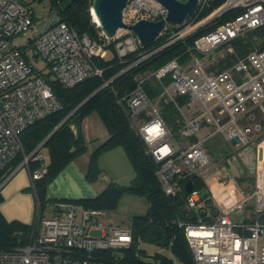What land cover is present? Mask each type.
<instances>
[{
  "label": "built area",
  "instance_id": "built-area-1",
  "mask_svg": "<svg viewBox=\"0 0 264 264\" xmlns=\"http://www.w3.org/2000/svg\"><path fill=\"white\" fill-rule=\"evenodd\" d=\"M215 1L199 0L193 16L180 26L165 24L161 35L168 33L169 38L164 47L207 31L190 49L194 51L191 60L182 63L173 59L140 78L127 96L126 105L122 101L119 104L125 106L131 126H136L137 135L155 163V174L166 196L181 194L192 177H206L211 160L205 143L210 138L221 136L230 144L238 139L234 146L238 148L256 143L253 192L245 195L241 191V200L215 219L207 221L203 216L196 223L180 226L184 227L194 264H264V246L260 245L264 241V49L256 48L229 66H220L221 60L235 53L233 41L264 28V0H226L207 14ZM235 11L241 13L226 23L216 24L225 14ZM167 13L162 5L153 6L150 0H130L124 10V23L132 26L140 20H165ZM126 31L130 35L115 46L120 59L142 47L138 38ZM28 33H32L29 46H18L14 39ZM122 36L117 35L113 41ZM108 41L102 32L98 40L79 34L57 11L38 22L20 0H0V192L9 178L2 172L24 152L22 132L46 115L63 110L47 77L34 69L27 48L44 61L52 80L73 88L87 79L103 76L104 70L95 59L107 58ZM217 49H221L220 54L224 52L220 59L215 58ZM159 50L140 53L131 67ZM168 77L171 82L163 87L160 97L180 113L175 118L180 137L186 142L179 150L171 144L170 127L144 87L151 79L163 83ZM178 98H185L188 108L200 104L202 114L187 118ZM205 127L209 134L203 139L200 133ZM42 147L41 144L30 155L25 154L20 166L28 171L33 188L48 173ZM33 163L39 166L32 171ZM199 203L194 187L186 198L187 210H195ZM250 204L254 206L253 216L243 213ZM54 207L57 213L40 221L26 245L0 251V264H100L96 252L123 250L132 244V230L110 224L104 219L105 211L89 210L69 201H56ZM235 212H242L237 221L233 219ZM93 232L101 234L93 236Z\"/></svg>",
  "mask_w": 264,
  "mask_h": 264
},
{
  "label": "trees",
  "instance_id": "trees-1",
  "mask_svg": "<svg viewBox=\"0 0 264 264\" xmlns=\"http://www.w3.org/2000/svg\"><path fill=\"white\" fill-rule=\"evenodd\" d=\"M93 1L49 0L51 12L57 11L62 20L79 34L86 33L92 40H98L101 36V30L92 21L90 9L93 7ZM225 1L216 0L207 14L219 8ZM240 13L241 11L227 13L216 21V24L226 23ZM205 32L207 31L196 32L183 40L164 47L169 38L167 33L161 35L149 47H140L138 52L128 54L124 59H120L114 50L119 41L125 40L127 37L125 35L116 41L107 42L106 49L114 53L112 58L95 59L96 65L104 70L102 77L87 79L73 88H65L47 77V82L54 94L63 104V110L37 120L21 134V142L26 155H30L43 143V147L47 148L49 153L48 173L44 178L36 181L33 190L31 189L38 201L35 222L32 225H25L17 221L8 222L0 212V251H10L26 245L30 234L43 219L44 209H51L53 216L57 213L54 207L56 201L46 199L47 188L70 162L86 152L87 144L82 135L81 124L86 117L97 113L106 125L110 136L93 153L87 174L88 180L94 183L100 178L101 171L98 166V159L102 154L122 147L134 167L138 185L122 186L117 182H112L93 199L69 202L80 204L89 210L107 212L118 209L121 200L130 195L145 198L149 207L145 214L135 215L132 219L133 241L129 248L96 252V259L100 264H194L184 227L180 226V223H196L199 218L203 217V212L200 211L198 214L195 210H187L186 198L188 193L185 191L174 197L166 196L163 193L161 183L155 174L156 165L147 154L144 143L131 126L125 106L120 105L119 101L125 104L127 96L134 91L138 85V80L144 77L147 72L156 71L173 59H178L182 63L190 61L194 56V51L190 49ZM258 40L261 42L259 43ZM231 45L235 53L221 60L220 66L222 68L224 65L229 66L238 58L245 57L256 48L264 49V28L247 33L245 37L233 41ZM155 49L160 50L147 60L131 67L140 53ZM170 82L171 78L168 77L162 85L168 86ZM106 83L109 85L103 87ZM101 87L103 88L94 94ZM144 87L147 94L152 99L155 98L154 88L149 83H146ZM92 94L94 95L53 133ZM178 102L182 106L186 103V99L178 98ZM167 105L171 106V104ZM175 112L178 113V111ZM175 112H171L167 119L163 117L168 125L173 124L178 129V124L175 123L177 115ZM23 159L22 153L17 156L9 167L2 172L5 178L21 166ZM38 166L37 163L31 164V170H35ZM191 181L195 190L199 191L204 188L202 178L195 176L191 178ZM1 202L2 196L0 194ZM141 242L168 251L171 253V257L157 253L151 257V260L146 261L144 260L145 252L139 248Z\"/></svg>",
  "mask_w": 264,
  "mask_h": 264
},
{
  "label": "crops",
  "instance_id": "crops-1",
  "mask_svg": "<svg viewBox=\"0 0 264 264\" xmlns=\"http://www.w3.org/2000/svg\"><path fill=\"white\" fill-rule=\"evenodd\" d=\"M110 51L108 57L111 56L112 58L114 53ZM162 86L164 87V85ZM81 130L87 144V150L70 162L48 186L46 199L49 201L93 199L108 186L104 182L107 179L106 177L104 179L103 176L104 180L99 178L94 183H91L87 178V174L93 153L109 138V131L97 113L85 118ZM203 133L204 136L201 137L200 135V138L204 139L209 134V128H203ZM222 141L223 144L218 147L220 153L217 151L218 148L206 146L207 143H205V148L211 160V171L202 181L204 187L209 189L212 197L210 198L211 200H207V208L201 211L207 221L215 219L223 210L234 207L242 198L241 191L243 194L249 195L254 190L256 143L238 148L234 147L235 144L232 143V145L223 138ZM109 157L123 160L124 165L126 161L123 158H128L130 164H132L122 147L109 150L100 156V160L98 159V166L101 171L100 176L105 171L102 169L101 160ZM217 159L218 162H216ZM239 182L243 183L246 192L241 188ZM31 189L33 190L31 178L26 169L19 167L9 175L7 182L1 189L2 202L0 203V212L8 222L17 221L25 225H32L35 222L38 201L34 191ZM245 209L243 213H246ZM241 213H234V221L241 217Z\"/></svg>",
  "mask_w": 264,
  "mask_h": 264
},
{
  "label": "rangeland",
  "instance_id": "rangeland-1",
  "mask_svg": "<svg viewBox=\"0 0 264 264\" xmlns=\"http://www.w3.org/2000/svg\"><path fill=\"white\" fill-rule=\"evenodd\" d=\"M20 1L30 8V10L33 13L36 21H38V22L48 19L51 15V4H50L49 0H20ZM150 2L153 6H157L156 1L150 0ZM92 21L96 25V23L93 20V16H92ZM118 35L119 36H122V35L128 36L130 34L126 30H120L118 32ZM31 36H32V33H28L26 35H21L19 37H16L14 40L18 44V46L28 47L29 46L28 39ZM258 42L260 43L261 41L258 40ZM114 51H116V49ZM110 52H112V51H110ZM216 52L219 53V54H217V56H215L216 59H220V57H222V55H224V52L220 54L221 49H217L215 51V53ZM27 53H28V56L32 62L34 69L37 72H41L44 76L52 78V76L49 75V69L47 68L44 61L38 60L35 57V55H34L35 53L31 48H29V49L27 48ZM213 54L214 53H212V55ZM108 55H109V52H108ZM111 55H113V53H111ZM107 58L110 59L111 56H109V57L107 56ZM150 73L151 72H147L145 74V76L149 75ZM148 83L152 86V88H154L155 93H156V96H155V98H153V100L158 105L159 109L161 110L162 115L165 117V119H167L168 117H170L171 112L174 113L177 110L175 109L173 104H171V106L165 104V102H166L165 98L162 99L160 97V93L163 90L162 83H160L154 79L153 80L151 79L150 81H148ZM106 84H104L103 86L105 87V86L109 85L108 83H106ZM170 94L173 95L174 93L171 91ZM181 112L187 118L192 119L195 117V115H197V116L201 115L203 111H202V106L200 104L196 103L194 105V107H192V108H188L186 105H182L181 106ZM176 114L180 115L179 112L178 113L175 112V115ZM175 123H177V121H175ZM81 126L83 127V122H82ZM169 127H170L171 133L173 135L170 142L174 147H176L179 150L181 148L180 145L186 141H184L180 137L178 129H176L173 124H170ZM134 131L137 133L136 126L134 128ZM200 134H201V137L204 136L203 130L201 131ZM206 143H207L206 146H209L212 148L216 147V149H217L220 146V144H223V141H222L221 136H217V137L207 141ZM217 151H219V153H220L219 148L217 149ZM42 153L45 154L46 161L48 162V160H49L48 149L42 147ZM25 154H26L25 152H22L23 156ZM123 159H125V161H126V162H124V163H126L125 165L123 164V160L118 159V158L117 159H111L109 157V158H105V159L101 160L102 161V169H104L105 171H103L104 173H102V175L100 176V179H103L102 178L103 176H104V179L107 178L106 180L103 179L104 182L106 183V185H109L112 182H117L118 184H120L122 186H136V185H138V180H137L136 172L134 170L133 165L130 164L128 158H123ZM216 162H218V159ZM210 171H211V168H210L209 172ZM209 172L207 173L206 177L208 176ZM206 177H204V178H206ZM204 178H202V179H204ZM239 183H240L241 188L243 190H245V192H246V188L244 187L243 183L242 182H239ZM198 193H199V197H200L201 201L198 204V206L196 207L195 212L199 214V212L201 210L207 208V205H208L207 200H211L210 198L212 197V195H211L209 189L205 188V187L200 189L198 191ZM0 194H1V192H0ZM148 207H149V204L145 198H139V197L127 195L121 200L118 209H116L115 211H107L106 212V217L104 219L107 220L110 224H113L114 226H118V227H121L123 229L132 230V228H133V221H132L133 217L135 215L145 214L148 210ZM245 212H246V214L252 215V213L254 212L253 204L248 205V207H246V209H245ZM52 217H53V215L51 213V209H49V208L44 209L43 219H49ZM42 228H43V226H42ZM100 234H101V232H93L92 233L93 236H100ZM260 245L264 246V241H261ZM139 248L145 252L146 255L144 257V260H146V261L151 260V257L157 253L164 254V255L171 257L170 252L162 250V249H160L156 246L150 245L148 243L141 242L139 245Z\"/></svg>",
  "mask_w": 264,
  "mask_h": 264
},
{
  "label": "water",
  "instance_id": "water-1",
  "mask_svg": "<svg viewBox=\"0 0 264 264\" xmlns=\"http://www.w3.org/2000/svg\"><path fill=\"white\" fill-rule=\"evenodd\" d=\"M129 1L130 0H94L93 7L92 9H90V11L95 13L99 22V28L108 40L113 41L114 39H116L120 30H130L131 33L138 38L141 46L144 48L152 45L161 36L164 31L166 22H169L175 26L184 24L188 19H190L191 16H193L199 3V0H186L185 2H181L179 0H154L167 10L168 13L166 19L160 21L140 20L136 24L128 26L124 23V10ZM103 87L98 89L94 94H96ZM94 94H92L84 102H82L53 131V133ZM232 143L236 145L238 143V139H234ZM42 145H44V143ZM193 190L194 184L190 180L186 185L185 191L189 194Z\"/></svg>",
  "mask_w": 264,
  "mask_h": 264
},
{
  "label": "bare ground",
  "instance_id": "bare-ground-1",
  "mask_svg": "<svg viewBox=\"0 0 264 264\" xmlns=\"http://www.w3.org/2000/svg\"><path fill=\"white\" fill-rule=\"evenodd\" d=\"M92 16H93V20H94V22H95L96 24L99 23V22H98V19H97V17H96V15H95L94 12H92Z\"/></svg>",
  "mask_w": 264,
  "mask_h": 264
}]
</instances>
